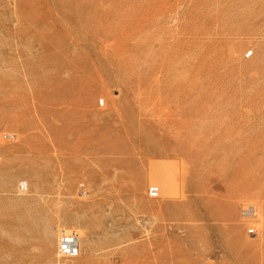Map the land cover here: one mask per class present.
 <instances>
[{"label":"rangeland","instance_id":"1","mask_svg":"<svg viewBox=\"0 0 264 264\" xmlns=\"http://www.w3.org/2000/svg\"><path fill=\"white\" fill-rule=\"evenodd\" d=\"M0 264H264V0H0Z\"/></svg>","mask_w":264,"mask_h":264}]
</instances>
